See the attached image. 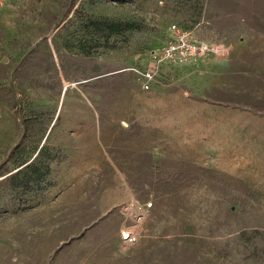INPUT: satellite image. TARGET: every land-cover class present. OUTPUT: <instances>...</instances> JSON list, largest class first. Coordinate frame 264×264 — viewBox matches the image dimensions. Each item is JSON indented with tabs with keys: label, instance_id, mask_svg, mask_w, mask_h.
Instances as JSON below:
<instances>
[{
	"label": "rangeland",
	"instance_id": "obj_1",
	"mask_svg": "<svg viewBox=\"0 0 264 264\" xmlns=\"http://www.w3.org/2000/svg\"><path fill=\"white\" fill-rule=\"evenodd\" d=\"M172 24L227 57L144 91ZM231 98L264 115V0H0V264H264V161L199 149Z\"/></svg>",
	"mask_w": 264,
	"mask_h": 264
},
{
	"label": "crops",
	"instance_id": "obj_2",
	"mask_svg": "<svg viewBox=\"0 0 264 264\" xmlns=\"http://www.w3.org/2000/svg\"><path fill=\"white\" fill-rule=\"evenodd\" d=\"M223 59L209 60L206 64L197 61L184 65L214 75L212 66ZM178 67L166 69L163 80H171ZM156 100L161 105L158 115L167 119L171 118L173 109L169 107V104L172 103V96L161 95L156 97ZM163 103L166 109H162ZM199 107L205 113V119L213 121L209 122L208 126L206 123L205 127H202L200 147L205 146V148L199 149L206 153L214 152L216 171L220 172L227 182L255 176V168H259L264 161V115L241 110L233 98L219 105L200 104ZM65 144L62 141L61 147L64 148ZM240 159L247 160V165H239ZM250 160L253 161L251 165ZM254 161H258L259 165L257 166ZM242 182H246L245 179Z\"/></svg>",
	"mask_w": 264,
	"mask_h": 264
},
{
	"label": "built area",
	"instance_id": "obj_3",
	"mask_svg": "<svg viewBox=\"0 0 264 264\" xmlns=\"http://www.w3.org/2000/svg\"><path fill=\"white\" fill-rule=\"evenodd\" d=\"M167 31V41L155 50L148 52L149 67L144 68L137 65L125 69L136 76L140 88L144 91L152 85L163 86V76L166 69H174L197 61L206 64L209 60L227 57L229 49L219 42L208 44L195 40L191 31L180 29L174 24L169 25Z\"/></svg>",
	"mask_w": 264,
	"mask_h": 264
},
{
	"label": "trees",
	"instance_id": "obj_4",
	"mask_svg": "<svg viewBox=\"0 0 264 264\" xmlns=\"http://www.w3.org/2000/svg\"><path fill=\"white\" fill-rule=\"evenodd\" d=\"M98 23H104V20H97ZM107 26L110 27L111 32H119L137 29L138 27L134 23L122 22V23H109Z\"/></svg>",
	"mask_w": 264,
	"mask_h": 264
},
{
	"label": "water",
	"instance_id": "obj_5",
	"mask_svg": "<svg viewBox=\"0 0 264 264\" xmlns=\"http://www.w3.org/2000/svg\"><path fill=\"white\" fill-rule=\"evenodd\" d=\"M122 239H127V234L126 233H121Z\"/></svg>",
	"mask_w": 264,
	"mask_h": 264
},
{
	"label": "bare ground",
	"instance_id": "obj_6",
	"mask_svg": "<svg viewBox=\"0 0 264 264\" xmlns=\"http://www.w3.org/2000/svg\"><path fill=\"white\" fill-rule=\"evenodd\" d=\"M128 237V236H127Z\"/></svg>",
	"mask_w": 264,
	"mask_h": 264
}]
</instances>
